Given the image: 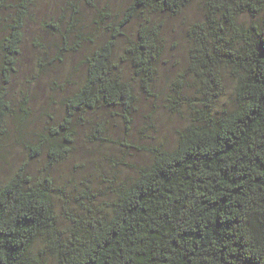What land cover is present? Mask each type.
I'll list each match as a JSON object with an SVG mask.
<instances>
[{
    "label": "trees",
    "instance_id": "trees-1",
    "mask_svg": "<svg viewBox=\"0 0 264 264\" xmlns=\"http://www.w3.org/2000/svg\"><path fill=\"white\" fill-rule=\"evenodd\" d=\"M195 1L133 0L119 19L100 21V14L92 31L76 21L56 25L63 45L42 72L71 59L68 72L82 78L50 88L62 94V111L37 131L30 94L17 104L11 96L32 0H0V137L15 119L29 159L44 152L47 160L42 175L24 164L0 187V264H32L40 238L55 264H264V0H202L203 16L187 31L186 72L169 100L190 117L175 148L154 149L151 164L116 188L106 210L91 200L65 232L54 211L52 170L72 154L81 122L100 120L86 135L95 140L107 135L109 112L131 125L138 94L153 95L165 54L159 16L179 15ZM140 17L117 60L127 26ZM224 74L234 84V108L218 111Z\"/></svg>",
    "mask_w": 264,
    "mask_h": 264
},
{
    "label": "rangeland",
    "instance_id": "rangeland-1",
    "mask_svg": "<svg viewBox=\"0 0 264 264\" xmlns=\"http://www.w3.org/2000/svg\"><path fill=\"white\" fill-rule=\"evenodd\" d=\"M132 2L133 0H32L17 62L18 74L11 87L15 104L26 92L34 100L31 108L37 118L32 127L30 125L32 130L39 131L42 124L50 120V116L59 115L62 111V94L59 91L52 92L50 88L54 89L55 83H64L68 77L73 82L82 78V73L68 72L71 59L61 69L50 65L52 69L43 73L46 71L44 65L47 60L63 45L62 38L56 35L55 26L60 24L63 30L70 22L76 21L77 28L86 27V31H92L96 27L93 22L100 19V14V21H105L108 14L118 16L119 19ZM202 5L203 1L197 0L179 15L159 16V20L163 22L165 54L153 86V95L138 94L137 110L131 125L109 112L105 115L107 135L102 140H95L86 135L90 134L93 125L100 120L90 115L85 119L94 123L81 122L83 126L80 127V136L72 154L52 170L56 184L54 211L61 232L67 230L70 218L80 215L82 208H93L92 201H97L99 210H106L116 188L126 179L134 177L140 166L151 164L154 149L169 151L177 145L178 134L190 124V117L186 110L174 112L169 100L175 81L186 72L192 46L187 31L193 22L202 18ZM143 20V17L137 18L127 26L126 37L119 41L115 50L117 60L122 56L127 37L135 35ZM95 38L100 41L101 35L97 34ZM72 40L71 37L70 41ZM128 68L124 67L127 73ZM73 75L75 76L71 77ZM223 79L224 94L217 103L218 111L234 108V84L227 74H224ZM75 86L71 85L72 88ZM134 86L137 90V84ZM15 124L14 119L12 128L15 127L11 134L0 137V187L24 164H28L31 173L39 176L47 165L44 152L36 159H29L30 151L16 139L13 132L18 126ZM45 243V239L40 238L33 245L32 264L56 263Z\"/></svg>",
    "mask_w": 264,
    "mask_h": 264
}]
</instances>
